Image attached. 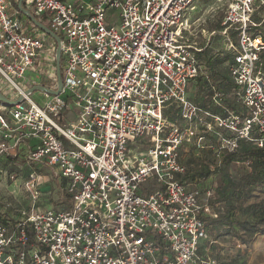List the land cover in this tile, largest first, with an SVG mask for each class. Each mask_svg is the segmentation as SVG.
<instances>
[{
	"label": "built area",
	"instance_id": "obj_1",
	"mask_svg": "<svg viewBox=\"0 0 264 264\" xmlns=\"http://www.w3.org/2000/svg\"><path fill=\"white\" fill-rule=\"evenodd\" d=\"M195 1L0 0V157L26 164L29 199L16 228L0 223V264H224L208 254L211 189L182 180L183 159L189 144L217 156L241 140L264 146V37L251 32L264 0H228L206 42L219 35L231 54L238 108L198 60L205 45L188 39ZM30 16L59 37L58 93V45ZM198 77L218 111L189 99ZM38 86L42 105L30 96ZM40 167L67 200L38 207L51 195Z\"/></svg>",
	"mask_w": 264,
	"mask_h": 264
},
{
	"label": "rangeland",
	"instance_id": "obj_2",
	"mask_svg": "<svg viewBox=\"0 0 264 264\" xmlns=\"http://www.w3.org/2000/svg\"><path fill=\"white\" fill-rule=\"evenodd\" d=\"M194 3L195 10L189 14L192 24L191 33L188 36L189 41L196 42L198 45H206L207 52L213 56L219 54L220 57L227 58L226 54L229 51L220 36L215 35L210 38L207 44L206 42L212 30L218 31L220 29L228 0H196ZM109 13L117 14L114 10L108 11V15ZM257 14H259V18L262 17L260 11ZM37 20H39L38 17ZM46 40L49 43L52 42V38L47 34ZM42 83L49 86L50 80L43 78ZM194 86L193 82L189 83L187 95L195 103H198L201 97ZM30 96L39 105H42L45 100L43 91L40 89H34ZM212 142V138L204 140V144ZM251 145L252 143L248 144L245 141L238 143L237 148L232 151L237 153L233 156V160L228 163L224 162L220 156L213 154L208 148H192L194 156L207 162L212 170V174L206 180L198 183L204 195L206 189L210 187L211 197L213 196L223 175L228 173L236 175L252 168V164L247 163V159L242 157V151ZM192 146L189 144V149ZM16 164L17 166L10 165L6 157H0V211L18 219L20 218V210L28 209L29 199L22 186V182L26 177L27 166L21 159H18ZM11 174H14L15 177L12 178ZM38 175L41 191L43 193L50 191L51 194L49 201H47V198H43L38 207L44 209L50 205L56 206V199L61 193L58 191L56 182L58 178L55 180V173L49 168L41 169ZM262 198H264V182L257 181L243 206L245 208L248 204L257 202ZM209 240H212V243L208 244V254L216 256L224 264H264V231L243 230L236 226L235 230L222 231L218 235H209Z\"/></svg>",
	"mask_w": 264,
	"mask_h": 264
},
{
	"label": "trees",
	"instance_id": "obj_3",
	"mask_svg": "<svg viewBox=\"0 0 264 264\" xmlns=\"http://www.w3.org/2000/svg\"><path fill=\"white\" fill-rule=\"evenodd\" d=\"M259 11L261 13L260 16H262L261 18H259V14H257ZM253 22L255 25L251 27V32L253 34L259 33L264 37V16L261 9L254 13ZM221 28L222 25H220V29H218V31L221 30ZM234 33V30H230V34L232 36H234ZM196 55L200 63L207 69L208 77L211 83L216 87V89L225 93L223 97V104L229 107H232L233 105L232 108H235L236 105L238 108L240 105L237 103V98L234 95L227 96L228 92H230L233 87V83L228 74L227 67L224 66V63L231 59V54L228 52L226 54L227 58H222L219 54L213 56L207 52L205 45V47L197 52ZM257 66L261 68L264 74V50L260 53ZM194 84L198 95L201 97L197 104L202 107H207L213 111H218V108L215 105H212V101L209 98L211 92L209 91L206 82L202 81L201 77H198L197 83ZM188 97L193 101L190 96ZM178 113V108L172 105L166 112V115L171 120L177 121V119H179ZM243 141L248 144L252 143L248 140H241L240 142ZM192 148L195 147L192 146L183 159L187 169L182 175V180L199 185V181L206 180L212 174V170L209 168L207 162H204L202 159L194 156ZM210 151L214 154L212 150ZM242 152V157L246 158L247 161H250L252 168L244 173L236 175L228 173L220 178L219 185L214 191L213 196L209 198L211 206L218 211V216L216 218H207L206 220L207 230L210 236L213 234L218 235L222 233V231L235 230L236 226L243 230L264 231V198L258 200L257 202L248 204L245 208L243 206L244 201L250 195L255 183H257V181L264 182V146L259 147L252 143L251 146H248ZM236 153L237 152L224 151L219 156L224 162L228 163L233 160V156H235ZM6 158L10 163L16 160V158L11 155H7ZM45 168L46 167H40V169L38 168V172ZM54 177L56 180V174ZM56 182L58 191H60V182L58 179ZM207 189L211 188L208 187ZM61 198L63 200H67L68 196L64 198L63 194L60 193L56 199L57 205L60 204ZM19 221V218L15 219L5 214V212L0 211V223L16 228ZM25 229L28 243H31L33 241L32 228L29 224H27L25 225ZM158 242L161 243V240L158 239Z\"/></svg>",
	"mask_w": 264,
	"mask_h": 264
},
{
	"label": "water",
	"instance_id": "obj_4",
	"mask_svg": "<svg viewBox=\"0 0 264 264\" xmlns=\"http://www.w3.org/2000/svg\"><path fill=\"white\" fill-rule=\"evenodd\" d=\"M31 20L36 24V26H38L42 31H44L47 35L51 36L52 38H54L56 40V43L58 45L57 47V78H58V84H59V88L57 91H54L53 93H58L62 81H61V74H60V68H59V56H60V49H59V37L52 32L47 26H45L44 24H42L41 22L37 21L33 16H30ZM39 89L44 90L45 88L43 86H38ZM33 90V88L31 89V91ZM0 98L3 100L8 101L6 98H4L3 96L0 95Z\"/></svg>",
	"mask_w": 264,
	"mask_h": 264
}]
</instances>
